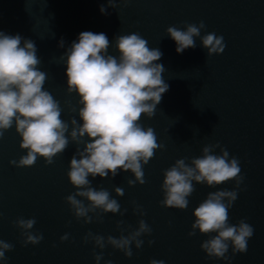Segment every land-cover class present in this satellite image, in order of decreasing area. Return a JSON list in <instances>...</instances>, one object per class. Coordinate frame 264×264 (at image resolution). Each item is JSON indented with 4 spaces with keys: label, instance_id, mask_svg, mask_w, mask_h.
I'll return each mask as SVG.
<instances>
[{
    "label": "water",
    "instance_id": "water-1",
    "mask_svg": "<svg viewBox=\"0 0 264 264\" xmlns=\"http://www.w3.org/2000/svg\"><path fill=\"white\" fill-rule=\"evenodd\" d=\"M101 5L107 14L100 12ZM200 21L206 25L201 36H223L224 52L208 57L196 37L195 48L178 54L166 29L173 25L184 29ZM0 31L35 42L40 70L48 74L44 87L60 101L65 121L74 117L80 122L79 97L67 93L66 65L59 57L83 31L105 33L112 43L109 54L116 56L115 37L139 33L149 47L163 53L158 63L164 65L163 77L169 85L155 116L141 120L144 127L154 128L158 143L165 145L144 166L146 183L129 187L127 179H134L130 172L115 178L89 177L93 187L107 189L118 200L121 211L127 209L123 216L104 214L102 223L77 220L65 201L76 190L67 177L77 147L73 142L51 165L38 158L33 167L18 168L9 161L19 160L26 150L19 147L15 126L5 132L0 139V239L14 247L0 264H96L94 254L101 251L99 264H149L152 259L165 264H264V0H131L116 8L108 7L107 0H0ZM69 104L77 111L70 112ZM217 142L230 158L240 161L244 177L229 209V222L243 219L254 229L247 252L233 254L230 245L228 260L207 257L200 245L209 237L198 230L195 236L188 233L195 207L209 192L235 189V181L216 188L193 182L196 190L186 210L159 203L164 170L177 159L200 156L205 145ZM115 187L124 189L122 197L116 196ZM135 205L142 206L146 215H134ZM21 217L36 219L32 231L44 237L39 244H23L21 230L13 225ZM139 219L151 226L152 233L142 237L140 249L133 245L131 258L111 246L101 250L83 241L88 231L119 237L118 220L135 228ZM65 233L69 239L62 242ZM148 240L155 242L149 245Z\"/></svg>",
    "mask_w": 264,
    "mask_h": 264
},
{
    "label": "clouds",
    "instance_id": "clouds-1",
    "mask_svg": "<svg viewBox=\"0 0 264 264\" xmlns=\"http://www.w3.org/2000/svg\"><path fill=\"white\" fill-rule=\"evenodd\" d=\"M129 2L131 0H107V5L116 8L118 3ZM100 12L107 14L103 5ZM205 27L203 21L199 25L186 24L184 29L173 25L166 33L175 41L178 54L195 48L196 37H200L208 57L223 53L226 46L223 36L215 33L201 36ZM110 46L112 43L105 33L83 31L59 57L66 65L67 93L79 97L78 123L74 117L70 121L62 119L64 109L60 101L45 89L48 74L40 70L41 59L35 42L20 34L0 31V139L15 126L21 138L19 147L26 150V155L9 163L18 168L33 167L38 158H43L46 165H51L56 156L65 152L70 141L73 142L77 147L67 177L76 190L66 196L65 201L73 216L83 220L84 224L94 220L102 223L103 215L107 213L123 216L127 212V209L121 211L120 203L107 189L93 187L90 176L93 179L97 176L115 178L121 172H130L134 179H127L129 187L144 185V166L155 157L157 150L165 148L163 143H158L154 128L144 127L141 123L143 117L151 119L155 116L157 106L169 90L163 77L166 69L158 63L163 53L159 48L149 47L148 40L137 32L115 37L114 48L118 56L109 54ZM59 47H64L63 38ZM69 111L76 112L77 108L69 104ZM80 145H83L82 149ZM216 149H220L219 154L215 153ZM243 180L240 161L236 157L230 158L219 142L207 144L200 156L190 161L188 157L177 159L164 170L163 199L159 203L165 208L186 210L188 198L196 190L193 182L216 188L235 181V189L209 192L195 207L192 213L195 220L188 233L190 237L195 236L198 230L209 237L200 245L207 257L228 260L229 246L233 254L246 253L248 241L254 234L253 227L243 219L237 224L229 222V209L238 198L237 190ZM114 192L118 197L124 195L122 187H115ZM133 214L143 217L146 212L142 206L135 205ZM35 224V218L21 217L13 221V225L21 230L25 246L37 245L44 238L42 233L32 231ZM124 225L123 220L116 222L121 233L119 237H105L88 231L83 241L91 242L101 250L111 246L131 258L133 245L140 249L144 244L142 237L151 235L152 228L144 219H139L135 228ZM68 239V233L60 237L62 242ZM154 242L148 240L149 245ZM13 247L0 239V261L7 260L5 254ZM94 259L99 264L103 252L94 254ZM149 264L165 262L152 259Z\"/></svg>",
    "mask_w": 264,
    "mask_h": 264
}]
</instances>
